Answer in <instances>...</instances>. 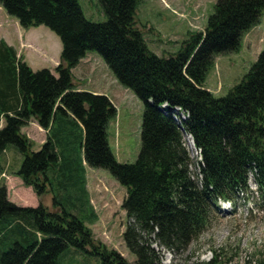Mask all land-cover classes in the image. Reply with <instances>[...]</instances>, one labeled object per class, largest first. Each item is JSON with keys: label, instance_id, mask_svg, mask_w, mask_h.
<instances>
[{"label": "trees", "instance_id": "trees-1", "mask_svg": "<svg viewBox=\"0 0 264 264\" xmlns=\"http://www.w3.org/2000/svg\"><path fill=\"white\" fill-rule=\"evenodd\" d=\"M139 1L101 0L109 19L94 23L85 18L79 0H0L21 27L45 26L62 42L54 75L48 69L34 71L0 41V120L5 121L0 156L10 145L19 149L23 163L16 176L41 200L51 186L50 169L61 168L71 180L74 168V155L65 162L58 150L62 142L52 136L57 117L80 123L85 164L109 171L126 188L122 209L130 222L123 236L136 256L130 263L96 243L76 209L68 211L56 200L61 212L43 203L21 207L2 185L0 264H58L69 247L103 264H163L162 250H187L208 228L220 201L235 203L240 193L250 191V176L264 194V51L226 96L217 98L205 87L214 59L237 52L243 36L259 24L264 0H216L206 30L190 33L177 53L162 57L149 49L137 28ZM91 51L144 103L141 149L134 163H120L109 146L107 126L117 114L109 97L74 90L72 70ZM61 119L62 125L72 124ZM32 120L48 134L38 151L22 133ZM186 135L201 156L195 179ZM65 186L70 201L73 189ZM92 215L91 225L97 219ZM193 264H224V258L214 251L210 260ZM245 264H264V254Z\"/></svg>", "mask_w": 264, "mask_h": 264}, {"label": "rangeland", "instance_id": "rangeland-1", "mask_svg": "<svg viewBox=\"0 0 264 264\" xmlns=\"http://www.w3.org/2000/svg\"><path fill=\"white\" fill-rule=\"evenodd\" d=\"M79 4L87 20L94 23L108 21L101 0H79ZM215 4L216 0H140L136 13L137 28L153 53L161 57L175 54L190 33L206 30ZM2 40L15 46L18 55L24 58L34 71L48 69L56 75L55 67L60 63L62 42L49 28L40 26L24 29L0 5V41ZM262 51L264 12L259 24L243 36L237 52L214 59L205 87L217 98L226 96L248 73ZM84 62L74 72V90L109 97L117 109L116 116L109 120L107 126L109 146L120 163H134L141 149L144 103L132 90L119 82L99 53L88 52V58ZM61 118L72 121L59 115L52 136L61 140L62 144L58 145V150L61 156L64 155L68 159L65 162H71V156L74 155V168L69 177L71 180L62 175L61 168H52L47 173L51 186H48V192L41 200L33 188L20 187L13 192L11 201L21 207H37L43 203L50 211L61 212L60 206L55 207L56 200L68 211L76 209L80 219L92 230L96 243L104 244L120 253L130 263H134L136 256L128 249L123 236L130 222L127 213L122 209L126 188L115 180L109 171L93 169L85 164L81 124L72 121V124L62 125ZM35 121H32L33 125L28 126L29 128L25 126L22 133L34 138L36 144L31 140L32 150L38 151L47 140L48 134H44L34 124L37 122ZM4 125L3 119L0 130ZM188 139L186 135V145L193 159L190 166L191 176L195 179L199 172L195 164L198 153L191 147ZM22 163L23 156L19 149L13 145L8 146L6 152L0 156V176L4 173L7 177L15 176ZM1 179L0 183L5 184L6 180L3 177ZM66 182L73 189L74 197L70 201L64 196L66 186L64 188L63 185ZM249 188V192L240 193L235 203L219 205V210L213 215L208 228L187 250L171 253L163 249V264L208 261L214 251L222 255L224 264H245L248 260L256 261L262 258L264 194L257 192L252 176ZM93 212L97 219L91 225ZM58 264L103 263L98 257L69 247L59 257Z\"/></svg>", "mask_w": 264, "mask_h": 264}, {"label": "crops", "instance_id": "crops-1", "mask_svg": "<svg viewBox=\"0 0 264 264\" xmlns=\"http://www.w3.org/2000/svg\"><path fill=\"white\" fill-rule=\"evenodd\" d=\"M33 42V41H32ZM9 45V44H8ZM9 46H11V45H9ZM11 47H13L16 51H17V54H18V50H17V48L15 47V46H11ZM19 56V55H18ZM88 58V53L86 54V56H85V58L84 59H82L81 60V62L72 70L73 71V75H74V72H75V70L76 69H78L80 66H81V64L82 63H85L84 61L86 60ZM57 67V66H56ZM55 67V68H56ZM209 90V89H208ZM210 91V90H209ZM3 119L4 118H1V120H0V123H1V121L3 122ZM33 121V120H32ZM32 121L26 126V127H28V126H32L33 125V123H32ZM36 122V121H35ZM35 125H37L38 127H39V129L44 133V134H46L47 133V131L46 130H44V129H42L38 124H37V122L36 123H34ZM25 128V127H24ZM24 128L22 129V131L24 130ZM29 128V127H28ZM28 137H29V139L30 140H32V141H34V143L36 144V142H35V140H34V138H32V136L31 135H28ZM43 142V141H42ZM6 171H7V169H6ZM17 172V171H16ZM3 177V179H5L6 180V182H5V184H3V182L2 183H0V187L2 186V185H6L7 186V189H8V198H9V200L11 201L12 200V198H11V196H12V194H13V192H16L20 187H22V188H24V187H27L25 184H24V182H23V180L20 178V177H18V176H13V177H7L6 176V173H4V174H2L1 176H0V182H1V178ZM31 188V187H30ZM12 202V201H11Z\"/></svg>", "mask_w": 264, "mask_h": 264}, {"label": "built area", "instance_id": "built-area-1", "mask_svg": "<svg viewBox=\"0 0 264 264\" xmlns=\"http://www.w3.org/2000/svg\"><path fill=\"white\" fill-rule=\"evenodd\" d=\"M194 149L197 151L199 159H201L200 152L195 147Z\"/></svg>", "mask_w": 264, "mask_h": 264}, {"label": "bare ground", "instance_id": "bare-ground-1", "mask_svg": "<svg viewBox=\"0 0 264 264\" xmlns=\"http://www.w3.org/2000/svg\"><path fill=\"white\" fill-rule=\"evenodd\" d=\"M188 140H189V143H190L191 147H194L191 139L189 138Z\"/></svg>", "mask_w": 264, "mask_h": 264}]
</instances>
